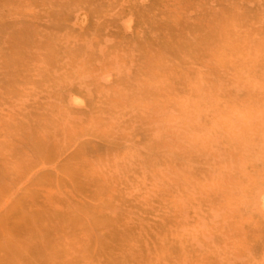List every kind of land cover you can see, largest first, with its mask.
<instances>
[{
	"label": "rangeland",
	"instance_id": "rangeland-1",
	"mask_svg": "<svg viewBox=\"0 0 264 264\" xmlns=\"http://www.w3.org/2000/svg\"><path fill=\"white\" fill-rule=\"evenodd\" d=\"M0 264H264V0H0Z\"/></svg>",
	"mask_w": 264,
	"mask_h": 264
}]
</instances>
